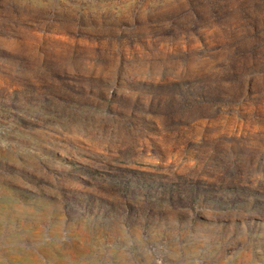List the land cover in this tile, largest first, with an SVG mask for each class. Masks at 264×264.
<instances>
[{
    "label": "rangeland",
    "instance_id": "374dc122",
    "mask_svg": "<svg viewBox=\"0 0 264 264\" xmlns=\"http://www.w3.org/2000/svg\"><path fill=\"white\" fill-rule=\"evenodd\" d=\"M0 264H264V0H0Z\"/></svg>",
    "mask_w": 264,
    "mask_h": 264
}]
</instances>
